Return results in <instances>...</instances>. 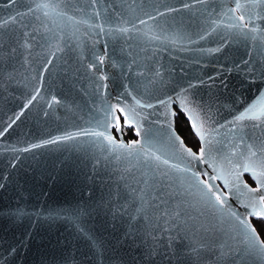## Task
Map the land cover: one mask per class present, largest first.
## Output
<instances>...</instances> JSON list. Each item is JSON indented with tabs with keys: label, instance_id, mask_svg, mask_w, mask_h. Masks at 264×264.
<instances>
[{
	"label": "snow or ice",
	"instance_id": "snow-or-ice-1",
	"mask_svg": "<svg viewBox=\"0 0 264 264\" xmlns=\"http://www.w3.org/2000/svg\"><path fill=\"white\" fill-rule=\"evenodd\" d=\"M183 10L199 12L197 31H185L175 19L169 23L170 15ZM0 11V79L8 83L21 72L32 81L39 77L40 86L20 113L41 93L55 61L65 75L71 73L73 87L85 91L87 81L94 97L85 121L89 127L71 125L39 143L85 137L99 150L117 187L128 195L115 208L128 218L125 237L139 240L146 255L160 257L162 264H264V88L238 109L223 105L229 118L220 123L211 100L194 97L193 83L168 88L171 81H165L157 60L169 46L222 32V44L200 51L219 52L230 42H244L249 58L235 67L264 83V0H191L178 7L166 0H6ZM254 49L259 61L251 58ZM109 64L120 69L122 90L115 97L109 92ZM206 81L213 77L197 83ZM221 85L227 89L224 81ZM48 105L73 108L57 94ZM154 107L163 109L161 119L145 127L144 109ZM180 114L198 139L195 150L177 134ZM121 116L141 139L125 143L112 135L113 127L122 130ZM244 173L255 187L244 182ZM253 218L261 223L254 225Z\"/></svg>",
	"mask_w": 264,
	"mask_h": 264
},
{
	"label": "water",
	"instance_id": "water-1",
	"mask_svg": "<svg viewBox=\"0 0 264 264\" xmlns=\"http://www.w3.org/2000/svg\"><path fill=\"white\" fill-rule=\"evenodd\" d=\"M111 2L119 3V0ZM166 2L178 7L179 3L191 0ZM213 2L218 0H206L209 4ZM4 3L6 0H0V5ZM3 15L0 11V17ZM173 19L176 26L182 24L185 31L195 32L201 17L195 10H183L175 17L170 15L169 23ZM222 35L219 32L194 44L169 46L167 51L157 54L165 81H171L168 88L187 87L193 83L194 97L203 98L205 102L211 100L218 113L214 118L220 123L229 118V108L223 105L238 109L264 88V83L245 76L235 67L242 59L249 58L244 42H230L219 52L200 51L218 47L223 43ZM99 47L102 51L103 39ZM109 49L111 52V44ZM116 53L118 57V46ZM260 56L254 49L252 60L259 61ZM107 71L112 77L109 92L115 97L122 90L120 69L109 64ZM26 76L29 73L21 72L8 83L0 79V132L8 128L0 136V264H162L160 257L146 255L147 248L139 240L125 237L128 218L115 208L123 205L128 195L122 185L117 187L111 168L105 166L99 150L89 144L87 138L39 143L71 125L89 127L85 121L94 97L86 87L87 81L83 82L85 91L73 87L71 73L65 75L64 66L55 61L45 72L41 93L36 94L32 104L20 113L35 87L40 86L39 77L32 81L30 77L25 79ZM206 77H213V81L197 83ZM221 81L227 84V89ZM53 94L71 102L73 108L49 107L48 100ZM162 111L159 107L144 109L146 119L142 123L145 127L161 119ZM121 120L122 127V116ZM126 127L132 128L135 135L130 140L141 139L133 126ZM110 131L117 139L125 143L130 141L124 139L122 130L113 127ZM30 144L39 146L29 148ZM96 159L101 160L99 165L94 163ZM241 178L255 187V180L249 173L242 174ZM217 183L223 187L222 182ZM240 211L243 212V208Z\"/></svg>",
	"mask_w": 264,
	"mask_h": 264
},
{
	"label": "trees",
	"instance_id": "trees-1",
	"mask_svg": "<svg viewBox=\"0 0 264 264\" xmlns=\"http://www.w3.org/2000/svg\"><path fill=\"white\" fill-rule=\"evenodd\" d=\"M176 131L177 133H179L182 138L184 139L185 143L189 146V147H193L194 150L198 147V142L196 137L194 136V134L191 132V130L189 129V124L188 122H186L185 117L180 114L176 117ZM126 135H130L131 136V129H127L125 127V129H123V134ZM247 181L251 182L249 180L248 177H246ZM261 223V221H254L253 220V224L254 225H259ZM262 238H264V234H262Z\"/></svg>",
	"mask_w": 264,
	"mask_h": 264
},
{
	"label": "flooded vegetation",
	"instance_id": "flooded-vegetation-1",
	"mask_svg": "<svg viewBox=\"0 0 264 264\" xmlns=\"http://www.w3.org/2000/svg\"><path fill=\"white\" fill-rule=\"evenodd\" d=\"M120 122H122V120L120 119ZM126 127V126H125ZM124 125L122 126V135H124V139L125 140H130L135 138V135H133V129L130 127H126L127 129H131V136L130 135H126L125 133L123 134V129H125ZM254 220V219H253ZM255 222L258 220H254Z\"/></svg>",
	"mask_w": 264,
	"mask_h": 264
}]
</instances>
